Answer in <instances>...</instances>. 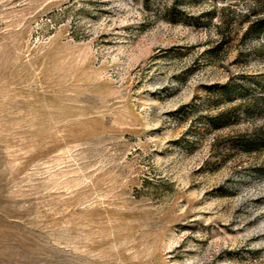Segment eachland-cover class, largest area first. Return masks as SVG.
<instances>
[{"label": "rangeland", "instance_id": "rangeland-1", "mask_svg": "<svg viewBox=\"0 0 264 264\" xmlns=\"http://www.w3.org/2000/svg\"><path fill=\"white\" fill-rule=\"evenodd\" d=\"M264 0H0V264H264Z\"/></svg>", "mask_w": 264, "mask_h": 264}, {"label": "trees", "instance_id": "trees-1", "mask_svg": "<svg viewBox=\"0 0 264 264\" xmlns=\"http://www.w3.org/2000/svg\"><path fill=\"white\" fill-rule=\"evenodd\" d=\"M257 26V30H262L264 32V21H259L257 24H255Z\"/></svg>", "mask_w": 264, "mask_h": 264}]
</instances>
